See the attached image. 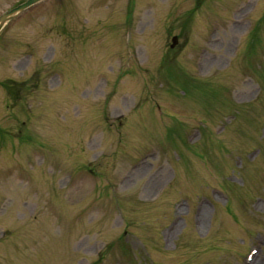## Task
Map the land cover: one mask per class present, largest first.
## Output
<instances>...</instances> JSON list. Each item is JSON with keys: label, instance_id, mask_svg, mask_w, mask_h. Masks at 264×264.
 I'll return each instance as SVG.
<instances>
[{"label": "rangeland", "instance_id": "obj_1", "mask_svg": "<svg viewBox=\"0 0 264 264\" xmlns=\"http://www.w3.org/2000/svg\"><path fill=\"white\" fill-rule=\"evenodd\" d=\"M0 264H264V0L16 15L0 31Z\"/></svg>", "mask_w": 264, "mask_h": 264}, {"label": "water", "instance_id": "obj_2", "mask_svg": "<svg viewBox=\"0 0 264 264\" xmlns=\"http://www.w3.org/2000/svg\"><path fill=\"white\" fill-rule=\"evenodd\" d=\"M43 0H25L16 7L10 9L0 17V30L9 22L16 14L29 8L30 6L37 4ZM176 38H174V42Z\"/></svg>", "mask_w": 264, "mask_h": 264}]
</instances>
